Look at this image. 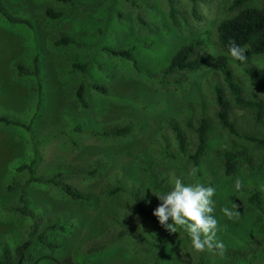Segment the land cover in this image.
Wrapping results in <instances>:
<instances>
[{
    "label": "rangeland",
    "instance_id": "obj_1",
    "mask_svg": "<svg viewBox=\"0 0 264 264\" xmlns=\"http://www.w3.org/2000/svg\"><path fill=\"white\" fill-rule=\"evenodd\" d=\"M2 1L12 15L28 19L32 27L7 24L0 16V114L36 120L30 131L0 126V255L4 246L14 248L26 240L34 223L40 230L57 222L67 228L52 232L48 240L60 245L31 248L26 264H63L67 257L73 264H264V249L259 250L257 244L264 229L261 216L251 210L240 213L238 220H230L221 211L232 209L234 203L239 205L237 211L246 210V196L256 189L264 195V148L231 134L217 119L215 86L230 100L229 116L237 130L264 136V116L258 124L251 109L235 105L215 67L221 53L217 25L236 13L229 9L232 0H196L201 19L193 16L191 0H175L176 26L169 15L168 0H73L72 4ZM262 1L252 0L249 5ZM47 7L63 11L64 16L49 18ZM61 34L73 42L55 45L54 39ZM195 40H200L195 54L210 56L209 63L197 71L168 73L166 68L175 51ZM105 46L131 49L139 68L129 59L110 54ZM246 55L244 63L229 55V64L243 95L264 101L243 70L256 65L264 75V54ZM33 56L38 57L42 83L37 112L36 96L31 91L34 80L17 79L12 73L13 61L20 58L30 64ZM83 61L89 62L86 71L72 67L73 62ZM81 81L103 84L107 93L88 87L85 94L90 106L82 108L76 99ZM201 117L210 121V130L205 153L195 165L187 155L195 150V127ZM126 124L132 125L126 136L102 133ZM174 126L184 134L185 152L179 148ZM240 146L246 148L253 164L262 163V167L252 170L248 163H242L235 173L226 175L222 152ZM33 157L37 175L60 176L57 185L28 186L26 199L32 215L27 216L18 210L19 192L8 193L6 186L24 183L27 172L15 168ZM91 169H97L98 174L89 175ZM176 179L186 185L200 183L215 188L212 199L219 227L215 239L223 243L222 253L219 249L197 252L183 228L169 233L157 217L155 223L137 211L132 197L135 192L154 210L160 201L153 192L170 191ZM237 179L243 184L238 191ZM63 183L91 193L93 203L70 201L61 188ZM117 185L122 186L117 195L104 193L105 188ZM93 246L101 249L90 252ZM250 247H256L257 256L253 257ZM228 248L248 250L250 255L228 254Z\"/></svg>",
    "mask_w": 264,
    "mask_h": 264
},
{
    "label": "trees",
    "instance_id": "obj_2",
    "mask_svg": "<svg viewBox=\"0 0 264 264\" xmlns=\"http://www.w3.org/2000/svg\"><path fill=\"white\" fill-rule=\"evenodd\" d=\"M63 3L72 4L73 0H57ZM192 1V14L195 18L201 19V16L196 8L195 2ZM252 0H232L229 9L236 10V13L232 16L222 18L217 25V44L221 51L217 55L215 60V67L222 75V79L225 82L227 88L229 89L231 96L235 105L241 108H249L255 113V122L260 124L262 123L264 116V101L262 99H250L246 98L243 95L242 86L239 81L236 79L234 72L229 64L228 56V45L230 41H235L242 47H246L247 53L253 55H263L264 54V0L260 5H249ZM169 6V15L172 19L173 24L177 25L176 15L178 10L175 5V0H168ZM45 14L49 18L59 19L64 16L63 11L55 10L50 7L45 9ZM0 16L6 20L7 24H25L29 27H32L31 21L26 18L17 17L10 13L6 5L2 0H0ZM139 20L144 25L147 23L139 17ZM73 42L72 38L66 34H61L59 37L54 39L55 45H66ZM200 44V40L189 41L182 44L175 53L171 56L166 71L168 73L176 70L181 71H197L207 65L210 61V56L206 55H197L195 54L197 46ZM110 54L114 56H121L125 59L132 61L135 68H139L137 65V60L133 57L131 49H113L110 46H105ZM89 62H73L72 67L74 69H80L86 71L88 69ZM244 72L250 77L253 81L256 89L264 96V75L260 68L256 65H249L243 68ZM12 73L15 78H31L34 80L31 91L36 96V109L38 111L41 104V91L42 83L39 74V61L37 56L32 57V62L30 64L24 63L20 58L12 62ZM93 89L94 91L106 94L107 87L100 83L88 82L87 84L84 81H81L76 88V99L79 106L82 108H88L90 103L86 98L87 88ZM215 101L217 104V119L219 124L225 128L231 134L241 137L244 140L252 142L255 146L259 148H264V136L259 137L256 135L241 133L235 127V123L230 119V108L231 102L224 94V91L221 87H214ZM33 99V97H32ZM35 99V98H34ZM33 99V100H34ZM36 120L35 117H31L28 120L24 121L16 116H11L7 114H0V126L9 127L17 126L25 131H30L32 123ZM132 129L131 124H126L123 126H112L108 129L103 130V134L110 136H126ZM173 130L175 132L176 138L179 143V148L181 151L186 150V139L183 132L177 127L174 126ZM210 130V121L201 117L195 127V134L197 138V144L194 152L187 155L188 159L192 161L195 165H198L201 157L204 155L207 148V139L208 133ZM223 155V171L226 175H232L235 173L236 169L242 163H248L249 169L255 170L262 167V163L253 164L251 155L247 152L246 148L243 146L225 149L222 152ZM37 160L35 157L31 158L28 162H21L16 166L17 172L26 171L28 177L23 184L14 182L6 186V192L12 193L18 191V198L20 206L18 210L21 214L30 216L31 211L28 209V202L26 199V192L28 186L32 183L40 184H53L57 185L59 182L56 180L60 173H54L53 176H40L35 172V165ZM250 164H252L250 166ZM89 175H97V169H91L87 172ZM61 188L64 190L70 201L75 203H82L90 205L93 203V195L91 193H86L76 189L74 186L63 183ZM122 190L121 185H117L111 188H105L104 193L106 195L114 196L117 195ZM133 200L136 204L137 211L140 214H144L152 218L155 223L156 217L153 215V209L150 208L151 203L146 202L144 197L139 193L135 192L133 195ZM246 210L240 211L241 214L247 211H254L259 214L262 218L264 225V195L261 190H254L246 196ZM38 223L32 225V229L29 232L28 238L23 242L16 245L14 248H9L4 246L0 255V264H26L28 261V251L31 248H36L38 246L54 249L57 247L58 243L48 240V236L54 231L65 230L67 226L65 224H59L57 222L47 223L40 230H38ZM120 235V234H119ZM253 243V241H249ZM257 244L264 249V229L262 231L261 238H258ZM101 249L100 246H93L89 248L90 252H95L96 250ZM215 249V248H214ZM253 251V257L257 256L259 251L255 250L253 247H250V251ZM216 250V249H215ZM225 251V250H224ZM250 251H242L239 249L228 248L227 252L232 253L241 258H246L250 255ZM160 255V254H159ZM63 264H73L71 257H67L63 260Z\"/></svg>",
    "mask_w": 264,
    "mask_h": 264
},
{
    "label": "clouds",
    "instance_id": "obj_3",
    "mask_svg": "<svg viewBox=\"0 0 264 264\" xmlns=\"http://www.w3.org/2000/svg\"><path fill=\"white\" fill-rule=\"evenodd\" d=\"M228 51L230 57L235 61L244 63L248 59L246 47L240 46L235 41H230ZM192 175H195V170ZM242 187V182L237 179L236 190L238 191ZM215 192L213 186L206 187L200 183L186 185L181 179H176L170 191L166 193L153 192V195L160 201L154 209L153 215L169 233H176L179 228H183L197 252L215 248L222 253L224 251L223 243L215 239L219 230L218 220L214 215L215 201L212 199ZM238 207L239 205L234 203L232 209L225 207L221 211L228 219L238 220L240 217V212L237 211Z\"/></svg>",
    "mask_w": 264,
    "mask_h": 264
}]
</instances>
